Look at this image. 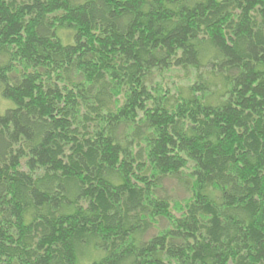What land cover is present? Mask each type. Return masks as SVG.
Masks as SVG:
<instances>
[{
  "label": "trees",
  "instance_id": "obj_1",
  "mask_svg": "<svg viewBox=\"0 0 264 264\" xmlns=\"http://www.w3.org/2000/svg\"><path fill=\"white\" fill-rule=\"evenodd\" d=\"M0 264H264V0H0Z\"/></svg>",
  "mask_w": 264,
  "mask_h": 264
},
{
  "label": "rangeland",
  "instance_id": "obj_2",
  "mask_svg": "<svg viewBox=\"0 0 264 264\" xmlns=\"http://www.w3.org/2000/svg\"><path fill=\"white\" fill-rule=\"evenodd\" d=\"M177 81V85L180 83H188L187 77L185 73H181L180 77L178 75L175 77ZM167 187L169 188V192L174 196L175 199L183 200L188 195V189L184 186V184L177 179H170L167 182Z\"/></svg>",
  "mask_w": 264,
  "mask_h": 264
}]
</instances>
